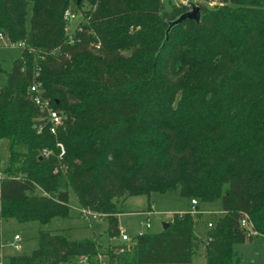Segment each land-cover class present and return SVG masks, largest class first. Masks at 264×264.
<instances>
[{
	"label": "trees",
	"instance_id": "obj_1",
	"mask_svg": "<svg viewBox=\"0 0 264 264\" xmlns=\"http://www.w3.org/2000/svg\"><path fill=\"white\" fill-rule=\"evenodd\" d=\"M72 4L88 6L74 41L64 20ZM199 6L200 22L169 29L188 7L0 0V33L28 45L11 71L0 66V142L9 153L0 178L3 220L69 219L72 191L117 238L128 197L178 192L201 211L215 201L221 209L175 213L167 229L109 247V263L189 264L202 245L206 264L241 263L235 246L264 235V0ZM34 82L63 117L56 135L30 98ZM204 213L213 224L207 243L196 235ZM246 215L257 235L242 227ZM38 241L10 264H103L95 237L71 240L66 230L43 228Z\"/></svg>",
	"mask_w": 264,
	"mask_h": 264
},
{
	"label": "rangeland",
	"instance_id": "obj_2",
	"mask_svg": "<svg viewBox=\"0 0 264 264\" xmlns=\"http://www.w3.org/2000/svg\"><path fill=\"white\" fill-rule=\"evenodd\" d=\"M189 5L204 4L207 7H214L219 3V0H194L191 3L189 0H163L165 3L166 10H171L173 6L183 7L186 6L185 3ZM83 9H77V7L72 4V8L80 15V19H83L84 11L88 8L86 4L83 5ZM187 7V6H186ZM80 20V21H81ZM72 31L77 25V22L70 24ZM20 49L13 46H0V66L5 71H11L12 63L15 59L20 57ZM6 80V74L4 73L1 77V84H4ZM42 116L38 118L40 120ZM9 153L6 148V142H0V176H3L4 170L8 167ZM202 209H220L221 204L219 201L214 203H203L201 204ZM70 206L72 209V217L69 219L56 218L50 223L43 226L39 225L37 222L19 223L15 219L3 220L1 223L2 228V241L6 243L4 248L5 259L4 264H10L11 257L16 254H29L39 247V233L40 230L45 228L51 231L66 230L71 239H85L90 237H95L98 239V243L101 246V252L105 254L102 256L101 262L103 264L109 263V257L106 255L109 247L120 246L123 243H132V241L137 236L138 232L144 231L147 227L148 222H150V227L147 231L151 234L158 233L163 230L164 224L168 223V220L175 213H183L191 208V200L185 197H181L178 192H171L167 194L152 193L151 196H136L128 197L123 202L124 212L120 215L118 219L119 227L126 229V234L130 240H123L120 236L117 238H110L107 234V229L109 223L106 219H93L92 216L85 217L81 214V208L78 206V201L75 193L70 191ZM152 209L151 212L149 210ZM126 211V212H125ZM202 220L211 221V216L204 213ZM198 228V227H197ZM196 228V233H197ZM18 233L21 236L20 248L15 249L9 245L13 243L14 235ZM202 232H199L201 234ZM201 237L206 239L205 234ZM201 251V250H200ZM253 250L249 248L242 247V264H264V255L262 257H253ZM253 257V258H252ZM192 264H206L205 257L203 253L200 252L196 254L193 258Z\"/></svg>",
	"mask_w": 264,
	"mask_h": 264
},
{
	"label": "built area",
	"instance_id": "obj_3",
	"mask_svg": "<svg viewBox=\"0 0 264 264\" xmlns=\"http://www.w3.org/2000/svg\"><path fill=\"white\" fill-rule=\"evenodd\" d=\"M185 4L189 8V10H191L192 5H189V3H187V2ZM64 20L66 22V26H65L66 36L71 41H74V37H73L74 33H75L76 29H79V30L81 29L80 24H81L83 19L82 20L80 19V15L76 12V10H74L72 7H69L64 13ZM74 21L77 22V25L74 28V30L72 31L70 24L73 23ZM0 45L13 46V47H16L20 50H23V48L28 47L26 41L22 40L21 42H12L9 39H5V37L1 33H0ZM29 51L33 52V50L30 48H29ZM41 57L43 58V56H41ZM40 84H41L40 82H34L30 86V88H29L30 98L33 101V103L39 108V110H41V112L45 114L46 119L50 123L49 130L52 132V134L56 135L57 127L62 124L63 117L60 114V111H58L57 109H54L52 107L50 100H47L43 97V92H42V88H41ZM41 119H44V117ZM40 130L41 129H39V131H38L39 133H40ZM57 145H58V147H60L62 153H64L65 148L63 147V145L61 143H57ZM43 154L48 156L49 152L47 150H44ZM0 178H1V176H0ZM191 205L192 206L188 210V212H190L192 215H197V214L203 212V211L198 209V201L197 200L192 199ZM81 213L85 217L92 216L93 219H102L104 217L102 214L96 213V212H94L88 208H82ZM183 213H185V212H183ZM183 213H179V214L183 215ZM1 221H2V218L0 217V224H1ZM241 225L245 229V231L248 232V234L257 235L256 231L254 230L253 223L249 219L248 215H246L243 218ZM149 227H150V222H148V225L145 229H148ZM212 227H213V224L211 222L208 223V228H212ZM144 231H140L138 234H141ZM120 237L125 241L130 240V238L126 234L125 228L120 229ZM20 240H21L20 235L15 234L14 239H13V243H10L9 245H11L12 247L14 246L15 249H19L20 248V242H21ZM211 240H212V238L210 236H207L205 239V243H207L208 241H211ZM3 245H4L3 243L0 244V264H4V259H5V256H4L3 251H2ZM82 262L85 263L86 260L82 259Z\"/></svg>",
	"mask_w": 264,
	"mask_h": 264
},
{
	"label": "crops",
	"instance_id": "obj_4",
	"mask_svg": "<svg viewBox=\"0 0 264 264\" xmlns=\"http://www.w3.org/2000/svg\"><path fill=\"white\" fill-rule=\"evenodd\" d=\"M1 46V45H0ZM20 54H21V51H20ZM22 55V54H21ZM21 55H20V57H21ZM20 57H18V58H20ZM78 206H79V204H78ZM202 206V205H201ZM200 206V207H201ZM79 208H80V206H79ZM82 209V208H81ZM221 209V208H220ZM220 209H202L203 211H205V212H214V211H219ZM152 211V209H150L149 210V212H151ZM126 212V211H125ZM123 212H121V214H122ZM121 214H119L118 216H117V218L119 219V217H120V215ZM82 215V214H81ZM83 216V215H82ZM71 217H72V215H71ZM171 219V218H170ZM3 222V219H2V221H1V223ZM210 221L209 220H207V221H205V220H203V223L202 224H200L199 226H198V228H197V233H196V235L197 236H203L204 234H205V231L207 232V229H206V225H207V223H209ZM1 225V224H0ZM1 232H2V228H1ZM199 232H202L201 234H199ZM139 233V232H138ZM16 234H18V233H16ZM21 237V236H20ZM71 238V237H70ZM204 238V237H203ZM71 240H73V239H71ZM1 242H3L2 240H1ZM3 248H2V251H3V254H4V256H5V253H4V248L6 247V243L5 242H3ZM242 247H244V248H249L250 250H253L254 252H253V257L254 256H256V257H262V255H264V235H262V236H260V235H258V236H255L254 238H253V240L252 241H246V243H243V244H237L236 246H235V248H236V250H238V252L240 253L241 251H242ZM201 250V251H200ZM200 250L198 251V253H200V252H202L203 253V256L205 257V254H204V246L202 245L201 247H200ZM197 253V254H198ZM241 254V253H240ZM17 255V254H16ZM196 255V254H195ZM194 255V256H195ZM241 257H243L242 256V254H241ZM252 257V258H253ZM194 258V257H193ZM243 259V258H242ZM205 260H206V258H205ZM193 263V259H192V262L191 263H189V264H192ZM240 264H242V260H241V263ZM251 264H255L254 262L253 263H251Z\"/></svg>",
	"mask_w": 264,
	"mask_h": 264
},
{
	"label": "water",
	"instance_id": "obj_5",
	"mask_svg": "<svg viewBox=\"0 0 264 264\" xmlns=\"http://www.w3.org/2000/svg\"><path fill=\"white\" fill-rule=\"evenodd\" d=\"M186 19L192 20V21L195 20L197 22L201 21V9H200V6L198 4L194 3L192 5L191 10H188L184 14L180 15L179 17H177L176 20L171 21L170 24H169V29L174 27V26H176V25H178V23H180V22H182V21H184ZM168 225H169V223H165L163 228L167 229ZM144 230L146 231L147 229H144Z\"/></svg>",
	"mask_w": 264,
	"mask_h": 264
}]
</instances>
